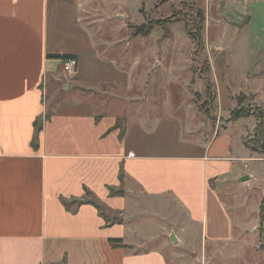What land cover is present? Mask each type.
<instances>
[{"label":"crops","instance_id":"0c3cea01","mask_svg":"<svg viewBox=\"0 0 264 264\" xmlns=\"http://www.w3.org/2000/svg\"><path fill=\"white\" fill-rule=\"evenodd\" d=\"M208 3L204 51L216 89L229 78L237 40L248 59L243 75L264 82V0ZM50 30L49 0H0V264H168L162 249L144 246L172 234L184 244L189 227L214 244L258 237L256 222L234 214V206H258L264 230V174L254 163L263 158L246 146L247 128L230 133L242 117L211 137L179 130L186 151L156 148L147 94L117 97L116 108L89 84L80 51ZM54 53L77 60L65 99L49 92L61 79V58L48 57ZM247 90L264 109L259 93ZM214 101L222 114L217 91ZM214 252L212 260L223 254ZM233 252L245 264L264 257Z\"/></svg>","mask_w":264,"mask_h":264},{"label":"rangeland","instance_id":"374dc122","mask_svg":"<svg viewBox=\"0 0 264 264\" xmlns=\"http://www.w3.org/2000/svg\"><path fill=\"white\" fill-rule=\"evenodd\" d=\"M210 1L49 0L50 33L61 39L65 46L80 51L84 73L94 80L89 84L106 91V100L116 108L122 106L117 97L147 94V109L154 114L150 138L156 148L186 151L188 147L182 143L184 138L179 133L182 130L186 134L206 131L211 137L215 128L229 121L232 112L254 113L258 118L264 111L257 107L254 95L247 90L254 89L264 101V82L252 83L243 75L248 59L238 40L230 50L229 78L225 86L221 81L217 82L222 114L209 97L207 83H214L204 61L208 56L196 40L198 33L202 38H210V31L208 35L206 32L208 11L212 14ZM150 22L153 26L148 32L134 34L137 27ZM99 54H102L101 58ZM109 59L115 63L108 64ZM69 76L71 74L61 70V79L49 90L56 91L55 99L69 97L72 91ZM76 95L75 91L70 94L71 97ZM93 98L100 97L95 93ZM230 108L232 111L228 114ZM256 122L253 115L242 117L230 133H238L242 126L247 128L246 146L264 159V134L254 128ZM217 131L221 133L222 130L216 129L215 133ZM233 138H236L234 134ZM234 145V154H237L242 144L239 148L235 140ZM263 159L254 162L260 174H264ZM234 207V214L247 225L258 224L253 231L259 238L250 234L235 243L214 244L202 239L197 229L189 227L184 244L166 237L144 247L162 249L168 264H245V258L231 259L232 252L246 254L247 258L256 249L264 252V230L259 227L258 206ZM170 211L175 214V219L180 217L181 212L174 206H170ZM261 215L264 217V201ZM214 251L223 254L212 260ZM259 262L264 264V257Z\"/></svg>","mask_w":264,"mask_h":264},{"label":"trees","instance_id":"16d2710c","mask_svg":"<svg viewBox=\"0 0 264 264\" xmlns=\"http://www.w3.org/2000/svg\"><path fill=\"white\" fill-rule=\"evenodd\" d=\"M152 26H153L152 22H150L148 24H142L141 26L137 27L134 30V34H140V33L144 34V33L148 32ZM196 43H197V45L200 46L199 48L201 50H204L205 42H204V38H202L200 33H198V35H197ZM48 57H50V58H69V57H73V55L67 54V53H64V54L54 53V54H48ZM204 61L207 65V70L209 72L210 71L209 61L207 58H205ZM207 90L209 91V93H208L209 97L211 98L212 101H214L216 98V87H215V85L210 84L208 81ZM250 115H253L257 120L256 125H255V129L259 130L261 133L264 134V111L260 112V115L258 116V118L256 117V115L254 113L242 114L239 112H232L229 120H235L239 117H246V116H250ZM39 130H40V126L36 127V130H35V133H34V136L32 139V146H34V147L37 145ZM263 201H264V199H262L261 208H260V217H261L262 221L264 220V217H262V215H261L262 214ZM110 242L112 244L118 245V244H120L121 239H110Z\"/></svg>","mask_w":264,"mask_h":264},{"label":"built area","instance_id":"2783aa9c","mask_svg":"<svg viewBox=\"0 0 264 264\" xmlns=\"http://www.w3.org/2000/svg\"><path fill=\"white\" fill-rule=\"evenodd\" d=\"M60 64H61V70L63 73L73 74L76 70L77 60L73 57L61 58Z\"/></svg>","mask_w":264,"mask_h":264},{"label":"water","instance_id":"95a60500","mask_svg":"<svg viewBox=\"0 0 264 264\" xmlns=\"http://www.w3.org/2000/svg\"><path fill=\"white\" fill-rule=\"evenodd\" d=\"M170 238H171L172 241L176 242V237L174 236V234H172V235L170 236Z\"/></svg>","mask_w":264,"mask_h":264}]
</instances>
